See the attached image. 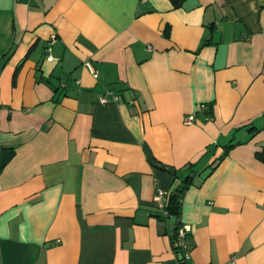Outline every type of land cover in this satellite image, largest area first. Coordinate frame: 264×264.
Returning <instances> with one entry per match:
<instances>
[{
	"label": "crops",
	"instance_id": "0c3cea01",
	"mask_svg": "<svg viewBox=\"0 0 264 264\" xmlns=\"http://www.w3.org/2000/svg\"><path fill=\"white\" fill-rule=\"evenodd\" d=\"M0 147V264H264V0H0Z\"/></svg>",
	"mask_w": 264,
	"mask_h": 264
},
{
	"label": "trees",
	"instance_id": "16d2710c",
	"mask_svg": "<svg viewBox=\"0 0 264 264\" xmlns=\"http://www.w3.org/2000/svg\"><path fill=\"white\" fill-rule=\"evenodd\" d=\"M174 5L178 6L180 3H182L184 0H173ZM232 146H228V148H231ZM14 156V148L13 147H0V172L3 170V168L12 160ZM257 158L264 162V148L262 149V152L257 154ZM191 177L187 176L184 178L183 185L179 186L177 188H174L172 191L168 192L167 197V204L165 206L166 215H164L163 218L168 217H175L178 219L181 213V200L183 197L184 192L188 189L191 182ZM158 216V215H156ZM183 228L179 223L177 224L176 229L174 230V233L171 237V249L176 255L180 256V260H185V240L188 235L187 233H184V236L182 238V244H180V238H179V230Z\"/></svg>",
	"mask_w": 264,
	"mask_h": 264
},
{
	"label": "built area",
	"instance_id": "2783aa9c",
	"mask_svg": "<svg viewBox=\"0 0 264 264\" xmlns=\"http://www.w3.org/2000/svg\"><path fill=\"white\" fill-rule=\"evenodd\" d=\"M49 51L50 49L48 48L47 56L45 60L51 62L54 60V58L50 56ZM85 66L89 69V64H85ZM118 101H120V97L116 95L114 91L111 89H106L105 93L99 98L100 104H107L109 102H118ZM193 122H194V114H189L183 119V125L185 126L192 125ZM167 197H168V192L159 190L157 194L154 196V199L152 202L154 205V208L161 210L163 215L167 214L165 210V206L167 204ZM187 232H189L188 227H183L179 230V238L181 239L180 244H182V238L184 236V233H187ZM185 258L189 259V255L186 254ZM236 261H237V255L233 254L225 262L221 264H236Z\"/></svg>",
	"mask_w": 264,
	"mask_h": 264
}]
</instances>
